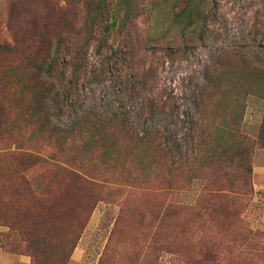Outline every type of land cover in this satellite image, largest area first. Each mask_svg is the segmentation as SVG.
Listing matches in <instances>:
<instances>
[{
	"label": "rangeland",
	"instance_id": "obj_1",
	"mask_svg": "<svg viewBox=\"0 0 264 264\" xmlns=\"http://www.w3.org/2000/svg\"><path fill=\"white\" fill-rule=\"evenodd\" d=\"M0 264H264V0H0Z\"/></svg>",
	"mask_w": 264,
	"mask_h": 264
},
{
	"label": "trees",
	"instance_id": "obj_2",
	"mask_svg": "<svg viewBox=\"0 0 264 264\" xmlns=\"http://www.w3.org/2000/svg\"><path fill=\"white\" fill-rule=\"evenodd\" d=\"M202 3V2H201ZM182 16L183 23H180L179 21H175L176 17L173 16V22H177V24H181L180 25V30L181 31H185L186 29H190L192 30V25L193 23L196 24L197 21H201L202 18V13L201 11L197 10L194 14V17H192V14H186V15H180ZM179 17V15H178ZM42 66L44 67L46 64V60L43 59V61H41ZM172 109V108H171Z\"/></svg>",
	"mask_w": 264,
	"mask_h": 264
}]
</instances>
